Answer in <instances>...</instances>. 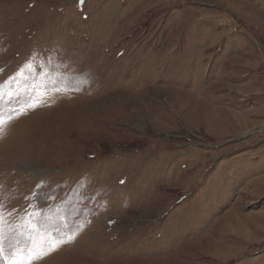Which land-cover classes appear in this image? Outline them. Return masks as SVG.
<instances>
[{"label":"rangeland","instance_id":"rangeland-1","mask_svg":"<svg viewBox=\"0 0 264 264\" xmlns=\"http://www.w3.org/2000/svg\"><path fill=\"white\" fill-rule=\"evenodd\" d=\"M0 85V264H264V0H0Z\"/></svg>","mask_w":264,"mask_h":264},{"label":"snow or ice","instance_id":"snow-or-ice-1","mask_svg":"<svg viewBox=\"0 0 264 264\" xmlns=\"http://www.w3.org/2000/svg\"><path fill=\"white\" fill-rule=\"evenodd\" d=\"M83 2V0H81ZM23 75V72H21ZM12 95V93H9ZM2 85H0V99H2ZM10 119V118H9ZM3 117H0V134L3 133ZM35 215V212L32 213ZM3 220V214L0 213V222ZM74 239V236L66 235L62 239L57 238L55 234H49L44 232L40 235L36 230L29 234L27 248H18L15 252V259H13L12 264H31V261L42 258L44 255L48 254L50 251H55L61 247L64 243L69 242ZM0 245H2V235H0ZM2 246H0V254H2Z\"/></svg>","mask_w":264,"mask_h":264},{"label":"bare ground","instance_id":"bare-ground-1","mask_svg":"<svg viewBox=\"0 0 264 264\" xmlns=\"http://www.w3.org/2000/svg\"><path fill=\"white\" fill-rule=\"evenodd\" d=\"M257 97H258V100L260 103H264V92L259 94ZM229 118H230L228 120L229 125H226L227 127L225 126L229 131H236L235 129H237L238 127H246L248 125V124L244 123L245 122V119H244L245 116L244 115H239V116L237 115L235 117L229 113ZM237 131H239V130H237Z\"/></svg>","mask_w":264,"mask_h":264}]
</instances>
